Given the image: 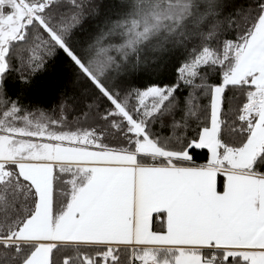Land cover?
<instances>
[{"label":"snow or ice","instance_id":"snow-or-ice-1","mask_svg":"<svg viewBox=\"0 0 264 264\" xmlns=\"http://www.w3.org/2000/svg\"><path fill=\"white\" fill-rule=\"evenodd\" d=\"M118 3L98 29L93 0H0V264H264V0ZM192 38L178 82L130 86ZM58 52L72 97L9 96Z\"/></svg>","mask_w":264,"mask_h":264},{"label":"trees","instance_id":"trees-1","mask_svg":"<svg viewBox=\"0 0 264 264\" xmlns=\"http://www.w3.org/2000/svg\"><path fill=\"white\" fill-rule=\"evenodd\" d=\"M252 2L253 0H228L226 11L239 15L240 10L248 9ZM93 4L97 6V11L91 17L93 28L105 29L108 27V20H114L120 15L121 7L118 0H93ZM225 35L228 38H233L234 34L229 30ZM196 42V38L186 40L184 43L170 40L164 42L161 49L142 48L138 58L151 64L131 70L128 75V83L131 87L142 88L151 86L152 83L167 86L178 82V69L188 58L191 48ZM28 55L31 53L29 52ZM76 79L70 62L62 52H58L56 57L49 61L47 68L33 77L29 87H23L21 81L16 79L15 73L10 75L6 87L9 96L13 99L19 98L25 105L39 104L40 107H51L58 102L61 92L72 97ZM212 79L214 80L215 76ZM78 87L82 89L87 85L81 82ZM72 103L73 101L69 99V104ZM190 155L193 157V162L199 165L207 163L209 153L207 149H196L190 151ZM217 181L218 189H221L222 178L218 176Z\"/></svg>","mask_w":264,"mask_h":264},{"label":"crops","instance_id":"crops-1","mask_svg":"<svg viewBox=\"0 0 264 264\" xmlns=\"http://www.w3.org/2000/svg\"><path fill=\"white\" fill-rule=\"evenodd\" d=\"M206 164V163H205ZM222 178V177H221ZM217 179H218V177H217ZM218 191H222V187H221V189H218Z\"/></svg>","mask_w":264,"mask_h":264}]
</instances>
